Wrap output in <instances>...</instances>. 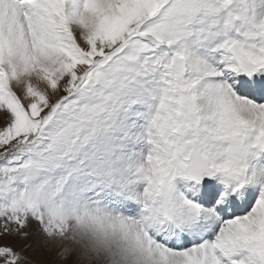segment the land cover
<instances>
[{
	"label": "snow or ice",
	"instance_id": "obj_1",
	"mask_svg": "<svg viewBox=\"0 0 264 264\" xmlns=\"http://www.w3.org/2000/svg\"><path fill=\"white\" fill-rule=\"evenodd\" d=\"M264 264V0H0V264Z\"/></svg>",
	"mask_w": 264,
	"mask_h": 264
},
{
	"label": "rangeland",
	"instance_id": "obj_2",
	"mask_svg": "<svg viewBox=\"0 0 264 264\" xmlns=\"http://www.w3.org/2000/svg\"><path fill=\"white\" fill-rule=\"evenodd\" d=\"M28 243L34 244L33 247L35 248L36 251H35V253L30 252L29 254L31 256L33 254V259L35 261V264H54L55 254L52 253L51 255H48V256H45V254H44L45 247H44V244L42 245L43 237L41 235L34 232L33 235L29 238ZM36 247H38V248H36ZM64 264H69V262H64Z\"/></svg>",
	"mask_w": 264,
	"mask_h": 264
},
{
	"label": "bare ground",
	"instance_id": "obj_3",
	"mask_svg": "<svg viewBox=\"0 0 264 264\" xmlns=\"http://www.w3.org/2000/svg\"><path fill=\"white\" fill-rule=\"evenodd\" d=\"M35 243V242H34ZM37 243V242H36ZM39 244V243H38ZM42 245H43V243H42ZM33 246H34V244H33ZM36 248H38V247H36ZM37 253V252H36ZM32 256H33V254H32ZM35 256V255H34Z\"/></svg>",
	"mask_w": 264,
	"mask_h": 264
}]
</instances>
